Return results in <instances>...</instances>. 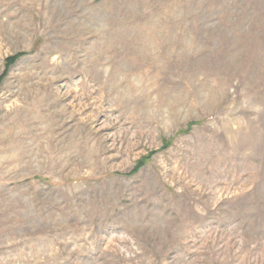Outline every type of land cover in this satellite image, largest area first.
<instances>
[{"label":"rangeland","instance_id":"rangeland-1","mask_svg":"<svg viewBox=\"0 0 264 264\" xmlns=\"http://www.w3.org/2000/svg\"><path fill=\"white\" fill-rule=\"evenodd\" d=\"M0 264H264V0H0Z\"/></svg>","mask_w":264,"mask_h":264},{"label":"trees","instance_id":"trees-1","mask_svg":"<svg viewBox=\"0 0 264 264\" xmlns=\"http://www.w3.org/2000/svg\"><path fill=\"white\" fill-rule=\"evenodd\" d=\"M16 59H17V57L9 58L8 63L14 62ZM142 165H143V163L139 164V165L136 167V169H134V171H137V169H139ZM134 171H133V172H134Z\"/></svg>","mask_w":264,"mask_h":264}]
</instances>
